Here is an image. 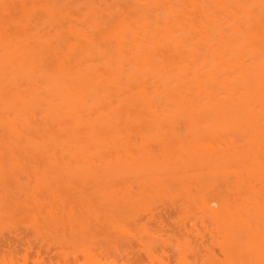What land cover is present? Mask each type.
Instances as JSON below:
<instances>
[{
  "label": "bare ground",
  "instance_id": "obj_1",
  "mask_svg": "<svg viewBox=\"0 0 264 264\" xmlns=\"http://www.w3.org/2000/svg\"><path fill=\"white\" fill-rule=\"evenodd\" d=\"M0 264H264V0H0Z\"/></svg>",
  "mask_w": 264,
  "mask_h": 264
}]
</instances>
